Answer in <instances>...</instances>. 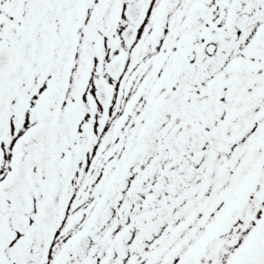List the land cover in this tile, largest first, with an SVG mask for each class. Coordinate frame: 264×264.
Masks as SVG:
<instances>
[{
	"label": "snow or ice",
	"instance_id": "6c2138e0",
	"mask_svg": "<svg viewBox=\"0 0 264 264\" xmlns=\"http://www.w3.org/2000/svg\"><path fill=\"white\" fill-rule=\"evenodd\" d=\"M0 264H264V0H0Z\"/></svg>",
	"mask_w": 264,
	"mask_h": 264
}]
</instances>
